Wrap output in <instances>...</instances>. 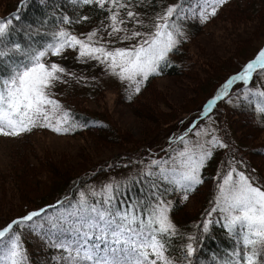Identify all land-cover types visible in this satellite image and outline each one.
<instances>
[{
	"label": "snow or ice",
	"instance_id": "snow-or-ice-1",
	"mask_svg": "<svg viewBox=\"0 0 264 264\" xmlns=\"http://www.w3.org/2000/svg\"><path fill=\"white\" fill-rule=\"evenodd\" d=\"M226 2L60 0L54 8L47 5L49 13L33 27L21 23L26 0H18L14 13L0 17V135L16 137L35 127L67 133L88 126L55 97L57 83L75 74L51 57L75 50L77 60L94 61L128 82L131 100L150 76L173 66L172 54L187 39L185 22L208 21ZM85 10L101 19L77 32L76 25L92 19ZM256 76L262 78L253 86ZM218 101L248 108L264 120V47L189 122L194 137L187 130L173 135L169 141L177 146L169 143L159 157L149 150L134 174L80 187L71 197L26 209L0 226V264H194L216 224L235 246L225 253L228 259L214 264H264V175L249 169L243 156L237 160L238 150L221 135L213 111ZM219 149H228V157L217 169L209 208L194 231H183L172 217L175 204L169 197L186 201L211 179L204 170ZM25 231L43 241L50 252L46 260L31 259Z\"/></svg>",
	"mask_w": 264,
	"mask_h": 264
},
{
	"label": "rangeland",
	"instance_id": "rangeland-1",
	"mask_svg": "<svg viewBox=\"0 0 264 264\" xmlns=\"http://www.w3.org/2000/svg\"><path fill=\"white\" fill-rule=\"evenodd\" d=\"M8 1L12 3L16 0H0V15L8 11V7L6 6V2ZM236 1L237 0H230L221 6V8H223L228 3L233 2L224 8L221 14L216 19L212 20V22L210 21L209 24L203 23L201 28L195 31L196 33H190L189 31V27H194L193 24L192 26H188V28L185 27L187 37L189 36V40H191L190 44H188V59L192 60L193 58L198 60L200 65L196 71L190 74L183 73L178 78L169 76L156 78L152 85L141 96L137 103L138 105L128 106L121 102L119 94L122 93L118 91V89H120L125 94L130 93L128 82L121 81L117 76L105 71L102 65L93 61V65L89 69L90 75L92 77L97 76L99 78H105L110 82H108L107 89H105L102 96L86 100L82 104V108L103 114L108 119H112L116 122L119 128H121L120 131H122V133L123 130L128 131V136H138L141 138L150 130V128L147 127V129L144 127L139 114L142 108H150L154 110L153 113L155 116H158V118L154 125H150V127H153V130L151 132L152 134L147 135V139L149 140L153 137L158 138L163 136L164 131L167 128H172L176 122L185 115L176 124L171 134L165 137L159 146H157V149L151 150V153L155 155H153L154 157L163 156L164 151L162 150L166 149L169 143H171L173 147L177 146L175 141H169V137L179 135L185 130H187L190 135L194 137L195 128L189 127V122L193 121L197 115H202V111L201 113L192 112L196 110L199 103L209 95L210 90L214 86V82H212L210 78L215 75L217 66L220 64L228 66L230 63H234V58L238 59L247 54L248 51L252 52L255 48V46H253L255 45L254 43L262 38L264 39V20H262L264 14L261 19L259 16L252 17V10L254 11L257 9V5L251 6L249 9H243V5L231 8V5H233ZM246 14L247 18L245 16ZM190 20L195 19H189L188 21ZM195 22L200 21L196 20ZM127 43L128 42H124L121 46H126ZM63 56L64 60H60V63H62L69 70H73L86 63L76 59L75 50L68 49L65 51ZM223 73L224 71H221L219 76ZM82 75L85 74L82 73ZM113 83L115 86H113ZM116 83L118 84V87ZM179 83L185 84L189 88L186 89L184 86L181 87L178 85ZM176 84L186 93L183 94L184 91H181L177 86H175ZM115 87L117 90L114 92ZM110 88H113L111 92H109ZM154 94H156V97ZM187 106L189 109L184 111ZM214 120L216 123L215 117ZM204 123H207V121L205 120ZM242 136V139L246 141L244 143L245 146L264 143L263 136L256 135L251 139L248 138L247 135L246 138L245 133H243ZM96 139L97 135L92 133H81L73 137H66L53 136L46 131L34 132V134L26 136L23 139H19V137H6L1 135L0 226H2V224L5 223L11 215L20 214V212H22V207H24L25 204L32 203L31 208L35 207L36 200L46 193L47 189L51 185L57 183L49 182L44 177V179L30 177V175L25 172L22 177L23 179L19 182L20 189L17 192L16 187L18 186L15 184V180H11L12 177L9 179V176L16 173L18 170H23V162H29L34 170L39 171L42 168V164L47 162L49 159L58 162L60 165L61 160L63 161L62 157L70 156L72 153L77 154L81 151L85 153L84 158L76 161L73 159L69 163L64 160L65 166L63 167L60 165V168H64L66 170L68 169L71 173L74 171L79 172L82 167H88L93 162L108 158L112 155V153H114L112 151L108 152L109 150L100 146L94 150V145L97 142ZM244 148L252 158L251 149L247 147ZM157 150L159 151L157 152ZM145 156L146 154L144 157ZM252 159L254 161H252L253 165L255 163L264 175V158L257 154ZM136 168L137 167H135L130 173H132ZM71 177L72 176H70V178ZM109 177L119 178L122 176L110 175ZM44 180H46L45 184ZM64 182H66V180ZM21 190H26L30 193L32 192V194H30V202L26 201V196L24 193L22 194ZM37 195L38 198L33 201L32 198ZM192 197L193 195L191 194L188 198L190 201L187 207H185V211L189 212V214L193 212L192 209L198 207V202L202 199V194H198L196 198ZM169 198L174 201L176 200L175 196H171ZM11 200H14L15 202ZM3 212H6V214H4L1 218ZM25 232L30 238H32L33 241L36 242L38 246L43 244V241L37 234L29 233L28 231ZM44 260H46V258ZM216 261H223V259L219 258L218 260L216 259Z\"/></svg>",
	"mask_w": 264,
	"mask_h": 264
},
{
	"label": "trees",
	"instance_id": "trees-1",
	"mask_svg": "<svg viewBox=\"0 0 264 264\" xmlns=\"http://www.w3.org/2000/svg\"><path fill=\"white\" fill-rule=\"evenodd\" d=\"M172 1L175 0H156L157 3H171ZM233 2H230L223 8L219 9L214 17H211L208 21H205L203 23L209 24L210 21L212 22V20L216 19L221 14L224 8H226ZM59 3L60 0H26V5L20 13L21 23H32L33 27H35V22L40 21L43 18L44 14L49 13L50 8L47 5H51L54 8ZM239 5H243V9H249L251 6L257 5V9H255L254 11L252 10V17L259 16L261 19L264 14V0H237L233 5H231V8ZM6 6L8 7V11L0 15V17L14 13L15 10L19 7L18 0L12 3L8 1L6 2ZM85 11L92 16V19L89 22L76 25L75 30L77 32H87L91 27L96 26L101 19V14L88 10ZM152 11H154V9H152ZM69 14L71 15V12H69ZM245 16L247 18V14ZM262 20H264V16ZM203 23H193V32L196 33L195 31L201 28ZM190 41L191 40L181 43L178 50L172 54V60L174 61L173 66L165 68L162 71V74L151 77L147 82H145L141 92L134 94L131 100L127 98L129 93L125 94L120 89H118V91L123 94L122 95L118 93L121 102L128 106L136 105L141 96L147 91V89L152 85L156 78H160L163 76L178 78L183 73L190 74L196 71L200 67L198 60H195L193 58L192 60L188 59V44H190ZM254 44L255 45L253 46H255V48L254 50H252V52L248 51L247 54L243 55V57L238 59L234 58V63H230L228 66L221 64L217 66L215 75L210 78V80L214 82V86L210 90L209 95L199 103V106L193 112L201 110L207 100L215 95L216 91L234 72L238 71L240 67H242V65L249 59L254 58L255 54L258 52V49L260 47H264V39L262 38ZM56 58L57 60H64V56L51 57V59L53 60H55ZM219 69L220 72L224 71V73L220 76ZM74 74V77L68 79L69 82H58L53 91L55 93V97L59 99L66 108L71 110L75 119L79 122L87 124L88 126L77 128L75 131H70L67 133H56L46 127H35L30 132L23 133L19 137V139H23L26 136L32 135L34 134V132L42 131H46L53 136L66 137H73L81 133H92L97 135V142L94 145V150L98 146H100L104 149L109 150L108 152L112 151L114 153H112V155H110L108 158L95 161L88 167H82L79 172L74 171L73 173L68 171V169L66 170L64 168H60V165L63 167L65 166L64 160L68 161L69 163L73 159H75L76 161L84 158V152L79 151L77 154L72 153L70 154V156L62 157L63 161L61 160L60 165L58 162L49 159L47 162L42 164V168L39 171L34 170L29 162H23V170H18L16 173H13L11 176H9V179L10 177H12L11 180H15V184L18 186L16 187L17 192L20 189L19 182L21 181V179H23L22 177L25 172L29 174L30 177H38L39 179L45 178L49 182H57L56 184L51 185L47 189L46 193H44L39 199H37L38 195L32 198L33 201L37 199L35 207L32 208H36L46 204H53L55 200L60 199L64 196L71 197L76 189L85 187L86 185L90 184L99 175L106 174L110 171L119 172L123 169L132 167L136 164L137 156L139 155V153L149 154L148 149L157 147L165 137L171 134L176 124L185 116H182L172 128H167L164 131L163 136L158 138L153 137L149 140L147 139V135L152 134L151 132L153 130V127H150V125H154L158 116L154 115V110L147 107L142 108L139 114L140 119H142L144 127H148L150 128V130L146 134H144L142 138L138 136H128L129 132L123 130L122 133V131H120L121 128H119L116 122H114L112 119L111 121L103 114L85 110L82 108V104L86 100H91L98 96H102L103 92H105V89L107 88H104V86L99 82H94V79L83 80L78 78L77 70L74 72ZM261 78V76H256L254 78L253 86H258V81ZM72 83H77L79 86L73 85ZM178 85L181 87L184 86V88L186 89L189 88L185 84L179 83ZM175 86H177V84ZM179 89L181 91H184L181 88ZM112 90L113 88H110L109 92H111ZM115 90H117V88L114 89V92ZM184 93L186 92L184 91L183 94ZM154 96L156 97V94H154ZM188 109L189 108L187 106L184 111H187ZM214 113L217 118L219 128L221 129V135L226 136L228 138L226 142L230 141L233 149L238 150L235 151L237 160H239L240 156H243L247 161V167L249 169H255L257 173L262 174L259 167L255 163L253 165L254 161L252 158L257 154L264 158V143L245 146L244 143L246 141L242 139V134L245 133V136L247 135L250 139L252 137L254 138V136L256 135L264 137V120H261L256 114H254L253 111L249 110L248 108L234 107L224 101H219L217 103L214 109ZM244 147L251 149L252 158ZM227 157L228 149H219L217 150L215 157L207 165L206 169L204 170V174L206 177H211V179L206 178L204 184L198 186L197 190L192 194V198H196L198 194H202V199L198 202V207L192 209V213L189 214V212L185 211V207H187L189 202L175 203L172 211L173 219L177 222L178 225L181 226L183 231H194V225L196 224V222L202 219V213H204L209 208V203L214 195V181L217 169L221 167V161L227 159ZM129 161H131L132 163L129 164ZM70 176L72 177L70 178ZM65 180L66 182H64ZM45 181L46 180H44V184L46 183ZM21 192L26 196H24L27 199L26 201L30 202V194H32V192L30 193L26 190H21ZM31 206L32 203L25 204L24 207H22V212H20V214L18 215L23 214L26 209H32ZM4 214H6V212H3L1 218ZM18 215H11L6 220V222ZM5 223H3L2 225H4ZM177 243H179V241H177ZM234 246V238L229 237L226 230L220 224L213 225L211 227L208 239L204 241L203 248L198 253L194 264H214V262L218 258L226 260L229 257L225 255V253H230ZM27 249L28 251H31L30 257L33 261H44V259H47V257L50 255L49 250L44 246L38 248L37 250H33V244L30 241H27Z\"/></svg>",
	"mask_w": 264,
	"mask_h": 264
}]
</instances>
